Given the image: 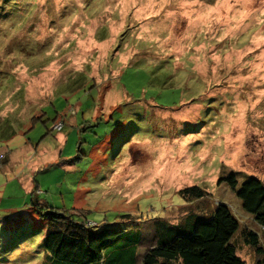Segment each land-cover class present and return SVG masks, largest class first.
Listing matches in <instances>:
<instances>
[{
	"label": "rangeland",
	"instance_id": "obj_1",
	"mask_svg": "<svg viewBox=\"0 0 264 264\" xmlns=\"http://www.w3.org/2000/svg\"><path fill=\"white\" fill-rule=\"evenodd\" d=\"M0 158V264L44 259L34 202L98 227L132 230V213L141 264L191 184L264 243L218 182L264 179V0H0Z\"/></svg>",
	"mask_w": 264,
	"mask_h": 264
},
{
	"label": "trees",
	"instance_id": "obj_2",
	"mask_svg": "<svg viewBox=\"0 0 264 264\" xmlns=\"http://www.w3.org/2000/svg\"><path fill=\"white\" fill-rule=\"evenodd\" d=\"M239 174L229 170L218 182L230 185L242 199L244 210L264 229V179L245 175L239 183ZM38 189L34 184L31 192L37 193ZM178 193L187 201L185 209L174 220L157 216L161 228H153L154 242L144 249L141 264H245L233 241L237 230L252 247L254 264H264V243L259 233L241 225L228 204L220 201L211 203L208 209L200 208L207 190L198 184L181 187ZM38 204L32 203L40 214L51 219L44 234L46 254L41 264H136L135 249L143 239V230L134 228L132 213H120L130 221L132 230L125 226L98 227L87 218L75 219L70 211L53 206L41 210ZM83 212L77 209L78 214Z\"/></svg>",
	"mask_w": 264,
	"mask_h": 264
},
{
	"label": "built area",
	"instance_id": "obj_3",
	"mask_svg": "<svg viewBox=\"0 0 264 264\" xmlns=\"http://www.w3.org/2000/svg\"><path fill=\"white\" fill-rule=\"evenodd\" d=\"M54 126H55L57 129H59V128H61V126H62V122H61V121L55 122Z\"/></svg>",
	"mask_w": 264,
	"mask_h": 264
}]
</instances>
